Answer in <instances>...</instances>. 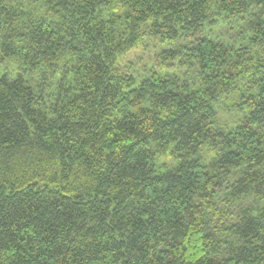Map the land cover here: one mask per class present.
Listing matches in <instances>:
<instances>
[{
	"label": "trees",
	"instance_id": "trees-1",
	"mask_svg": "<svg viewBox=\"0 0 264 264\" xmlns=\"http://www.w3.org/2000/svg\"><path fill=\"white\" fill-rule=\"evenodd\" d=\"M0 264H264V0H0Z\"/></svg>",
	"mask_w": 264,
	"mask_h": 264
},
{
	"label": "rangeland",
	"instance_id": "rangeland-1",
	"mask_svg": "<svg viewBox=\"0 0 264 264\" xmlns=\"http://www.w3.org/2000/svg\"><path fill=\"white\" fill-rule=\"evenodd\" d=\"M40 13L43 12L42 9L39 10ZM230 28L225 26L224 23L216 24L210 27V30L203 32V36L209 39L231 41L234 38V31L229 30ZM144 46L141 45L128 52L123 56V61L121 62L124 67L128 68V72L134 75L137 79L144 78L146 74L150 71L160 72L162 74L177 75L182 80L189 82L194 81V72L188 73L187 69L178 64V59L171 60L166 57V50L174 48V45H162L156 40H146ZM14 64H10L6 61L2 65V69H8L11 75H15ZM19 71L17 70V73ZM25 79L28 81L29 75H24ZM39 78L32 75V79H29V84L36 86ZM44 94H51L56 91V83L48 82L47 86L43 87ZM215 110L217 112L218 119L221 125L233 126L234 123L240 120V113L235 108L225 109L222 106H216ZM156 164L159 168H171L176 164L171 156H161L157 158Z\"/></svg>",
	"mask_w": 264,
	"mask_h": 264
}]
</instances>
